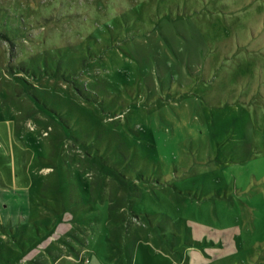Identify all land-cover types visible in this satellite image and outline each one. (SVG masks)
Masks as SVG:
<instances>
[{"label": "rangeland", "instance_id": "rangeland-1", "mask_svg": "<svg viewBox=\"0 0 264 264\" xmlns=\"http://www.w3.org/2000/svg\"><path fill=\"white\" fill-rule=\"evenodd\" d=\"M0 264H264V0H0Z\"/></svg>", "mask_w": 264, "mask_h": 264}]
</instances>
